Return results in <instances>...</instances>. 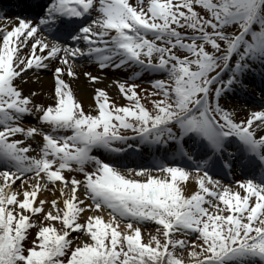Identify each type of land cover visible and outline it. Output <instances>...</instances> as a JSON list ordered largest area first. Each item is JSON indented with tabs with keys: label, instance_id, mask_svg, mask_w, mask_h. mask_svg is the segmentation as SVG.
<instances>
[{
	"label": "snow or ice",
	"instance_id": "1",
	"mask_svg": "<svg viewBox=\"0 0 264 264\" xmlns=\"http://www.w3.org/2000/svg\"><path fill=\"white\" fill-rule=\"evenodd\" d=\"M0 264H264V0L0 3Z\"/></svg>",
	"mask_w": 264,
	"mask_h": 264
},
{
	"label": "rangeland",
	"instance_id": "2",
	"mask_svg": "<svg viewBox=\"0 0 264 264\" xmlns=\"http://www.w3.org/2000/svg\"><path fill=\"white\" fill-rule=\"evenodd\" d=\"M144 86L147 87V85H144ZM237 93L239 94V96H237L236 94H235V96L234 95H230L229 99H239V97H241V96L242 97H248V98H256V97L249 96L246 93H240V92H237ZM121 102H123V101H121ZM241 103L249 104V103H245V102H241Z\"/></svg>",
	"mask_w": 264,
	"mask_h": 264
},
{
	"label": "bare ground",
	"instance_id": "3",
	"mask_svg": "<svg viewBox=\"0 0 264 264\" xmlns=\"http://www.w3.org/2000/svg\"><path fill=\"white\" fill-rule=\"evenodd\" d=\"M0 3H3V2H1V0H0Z\"/></svg>",
	"mask_w": 264,
	"mask_h": 264
}]
</instances>
